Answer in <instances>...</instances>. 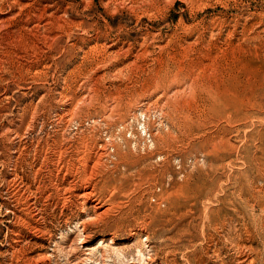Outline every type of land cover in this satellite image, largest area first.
Masks as SVG:
<instances>
[{
	"label": "rangeland",
	"instance_id": "obj_1",
	"mask_svg": "<svg viewBox=\"0 0 264 264\" xmlns=\"http://www.w3.org/2000/svg\"><path fill=\"white\" fill-rule=\"evenodd\" d=\"M0 264H264V0H0Z\"/></svg>",
	"mask_w": 264,
	"mask_h": 264
},
{
	"label": "bare ground",
	"instance_id": "obj_2",
	"mask_svg": "<svg viewBox=\"0 0 264 264\" xmlns=\"http://www.w3.org/2000/svg\"><path fill=\"white\" fill-rule=\"evenodd\" d=\"M99 153H100V151H98ZM104 153V152H103ZM102 154V153H101ZM83 188V187H82ZM92 191L90 190V191H88V190H86L83 194H82V196H83V198H84V200L85 199H87L88 197H90L91 196V193ZM84 200H83V202H84ZM94 207V206H93ZM96 207V206H95ZM97 207H98V205H97ZM100 207V206H99ZM103 207V206H102ZM108 208V207H107ZM106 208V209H107ZM102 210V209H101ZM108 210V209H107ZM104 213V212H103ZM103 213H101V214H97L96 216L98 217V218H101V216H103Z\"/></svg>",
	"mask_w": 264,
	"mask_h": 264
}]
</instances>
